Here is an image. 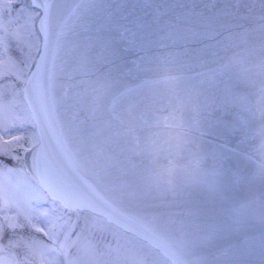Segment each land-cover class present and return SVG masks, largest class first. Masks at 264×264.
Wrapping results in <instances>:
<instances>
[{
	"label": "snow or ice",
	"instance_id": "snow-or-ice-1",
	"mask_svg": "<svg viewBox=\"0 0 264 264\" xmlns=\"http://www.w3.org/2000/svg\"><path fill=\"white\" fill-rule=\"evenodd\" d=\"M218 2L0 0V111L18 96L39 99L0 124V179L28 180L22 197L19 185L0 197V264H58L71 247L110 264H264V110L257 127L251 109L233 114L226 98L191 101L179 87L197 68L223 75L222 53L247 34L223 21ZM168 94L189 97L195 126L189 113L160 145L151 110ZM29 120L24 134L11 132ZM205 131L240 143L232 157L213 153L210 171L197 151ZM254 138L252 168L243 146ZM163 152L189 162L161 168Z\"/></svg>",
	"mask_w": 264,
	"mask_h": 264
},
{
	"label": "water",
	"instance_id": "water-1",
	"mask_svg": "<svg viewBox=\"0 0 264 264\" xmlns=\"http://www.w3.org/2000/svg\"><path fill=\"white\" fill-rule=\"evenodd\" d=\"M207 3L208 0H205ZM264 0H240L239 11H236L237 0H219L216 4V9H228L229 11L222 17L223 21L230 26L234 32L241 33L247 31L245 35H235L230 47H228L222 53V59L220 63L225 65L224 73L221 75L218 72L213 71L214 65H210L206 68H197L190 75L195 77L194 80L186 81L179 87H187L191 94V101L196 99H203L205 95L215 94L219 97L226 98L230 109L233 114L236 112H244L237 108H233L231 104L232 94H243L247 96L253 102L257 98V92L255 89H250L244 86L238 73L234 69H230L226 66V60L228 56L237 52L246 51H261L264 50V31L259 30L256 26L264 23ZM213 9V11H216ZM204 72V76H199L198 73ZM30 111L33 108L39 107V99L33 95L32 98L25 99ZM250 113L253 123L259 127L261 122L260 113L253 107ZM189 113L193 117V127L195 126V107L191 104L189 97L181 95L177 97L173 94H168L164 97H157L152 105L151 118L156 123V127L153 128L155 132L156 140L158 144L162 145L165 139L169 137H175L181 132L179 124L186 122ZM185 133H190L192 129L185 128ZM259 139L254 138V142L246 144L243 147L252 154V158L246 163L255 168L259 161ZM231 150V152L227 150ZM240 150L239 139L236 136L222 134L220 132H208L205 131L200 136V143L197 151L201 153L202 159L200 166L206 170H212L213 167L219 166L217 160L213 159V153L218 155L221 152L226 153L228 157H232V153ZM180 161L182 164L189 162L188 154L184 153L183 156L169 155L167 152H163L157 159V164L161 168L169 166L170 162L175 164ZM226 165H231L233 160L231 158L223 161ZM258 235V233H254ZM236 237H229L219 242L220 247H227L230 243L236 242Z\"/></svg>",
	"mask_w": 264,
	"mask_h": 264
},
{
	"label": "rangeland",
	"instance_id": "rangeland-1",
	"mask_svg": "<svg viewBox=\"0 0 264 264\" xmlns=\"http://www.w3.org/2000/svg\"><path fill=\"white\" fill-rule=\"evenodd\" d=\"M14 55L18 56L19 53L15 52ZM3 93L7 98L5 100V104H7V100L12 98V90L8 88L3 89ZM31 113L25 99L21 97H17L15 101L14 108L4 107L2 111H0V124L11 126L14 122V117L17 116H28ZM16 124H20L19 120H15ZM31 121H27V123L22 127H13L11 128V132L13 134H24L26 129H28V125H30ZM10 139V137H6ZM24 143V141H21ZM5 147L3 140H0V150H3ZM15 151L18 154H22V149L17 147ZM4 157H0L3 159ZM11 163V161L9 162ZM19 185L20 191L17 194L18 196H23L24 193L28 190V180L22 176H13L6 177L0 179V197L7 196L12 194L16 187ZM50 205H42V207H49ZM107 239L110 241L111 236H108ZM58 264H110V258L103 254L102 252L95 257H88L82 253H78L75 247H71L63 252H61L57 256Z\"/></svg>",
	"mask_w": 264,
	"mask_h": 264
},
{
	"label": "clouds",
	"instance_id": "clouds-1",
	"mask_svg": "<svg viewBox=\"0 0 264 264\" xmlns=\"http://www.w3.org/2000/svg\"><path fill=\"white\" fill-rule=\"evenodd\" d=\"M226 66L238 73L245 87L257 92L254 102L243 94H232V107L241 111L253 107L259 113L264 110V50L234 53L228 56Z\"/></svg>",
	"mask_w": 264,
	"mask_h": 264
}]
</instances>
